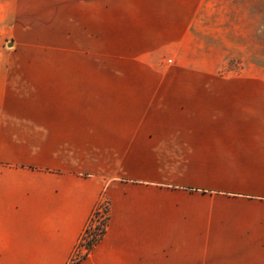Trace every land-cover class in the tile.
Returning <instances> with one entry per match:
<instances>
[{
	"label": "crops",
	"instance_id": "1",
	"mask_svg": "<svg viewBox=\"0 0 264 264\" xmlns=\"http://www.w3.org/2000/svg\"><path fill=\"white\" fill-rule=\"evenodd\" d=\"M263 35L248 0H0V264H264V79L200 77Z\"/></svg>",
	"mask_w": 264,
	"mask_h": 264
},
{
	"label": "rangeland",
	"instance_id": "2",
	"mask_svg": "<svg viewBox=\"0 0 264 264\" xmlns=\"http://www.w3.org/2000/svg\"><path fill=\"white\" fill-rule=\"evenodd\" d=\"M250 11L253 7L259 4L264 13V0H248ZM224 68L219 70L201 71L200 77L208 78H261L264 79V35L259 37L258 48L254 42V48L250 47L249 52L242 56H232ZM218 62V61H217ZM108 213L107 202L103 200L99 206V210L95 213L84 233L82 240L78 245L75 257L82 258L87 252V242L93 238V242L102 235L100 229H104L107 225Z\"/></svg>",
	"mask_w": 264,
	"mask_h": 264
},
{
	"label": "trees",
	"instance_id": "3",
	"mask_svg": "<svg viewBox=\"0 0 264 264\" xmlns=\"http://www.w3.org/2000/svg\"><path fill=\"white\" fill-rule=\"evenodd\" d=\"M95 213H97V211L95 212ZM88 229L86 228V230H85V232L87 231ZM100 231H101V233H102V235H100V237L99 238H97V241H95V242H93V238L92 239H90L88 242H87V252H85V254L84 255H86V254H88L92 249H93V247L95 246V244L99 241V240H101L102 239V237L104 236V234H105V231H106V226H105V228L104 229H100ZM84 236V235H83ZM83 255V256H84Z\"/></svg>",
	"mask_w": 264,
	"mask_h": 264
},
{
	"label": "built area",
	"instance_id": "4",
	"mask_svg": "<svg viewBox=\"0 0 264 264\" xmlns=\"http://www.w3.org/2000/svg\"><path fill=\"white\" fill-rule=\"evenodd\" d=\"M84 241L82 240V243H83Z\"/></svg>",
	"mask_w": 264,
	"mask_h": 264
}]
</instances>
